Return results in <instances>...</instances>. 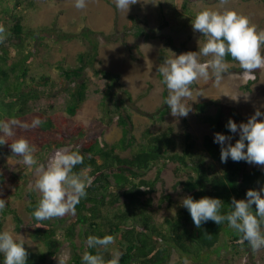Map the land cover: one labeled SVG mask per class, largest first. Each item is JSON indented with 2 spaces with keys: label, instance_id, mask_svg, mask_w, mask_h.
Listing matches in <instances>:
<instances>
[{
  "label": "trees",
  "instance_id": "trees-1",
  "mask_svg": "<svg viewBox=\"0 0 264 264\" xmlns=\"http://www.w3.org/2000/svg\"><path fill=\"white\" fill-rule=\"evenodd\" d=\"M1 1L6 3L5 6L0 4V15L4 20L3 27L10 32L8 41L14 38L17 43H24L23 14L19 7H31L32 3L28 0ZM137 21L140 19L132 16L123 29L122 38L118 40L102 31L84 28L79 36L85 50L77 55L78 65L62 68L57 81L43 76L33 79L26 89L9 90L11 83H17L27 75L26 65L31 59L29 52L9 64L8 68L0 69V111L4 112L0 121L15 119L29 125L35 118L43 121L37 128L16 127L14 135L7 138L8 143L0 145V155L6 153L20 161L22 157L14 155L10 147L19 138H24L35 146L36 159L41 158L43 150L68 146L69 151H78L84 157L83 163L77 165L73 172L87 170V174L94 177L92 185L86 189V197L76 205L75 216L37 221L32 213L38 207L41 197L35 198L28 194V219L11 208L9 197L18 193L22 174L13 172V166L7 170L0 165V199L7 202L6 208L0 211V232H3L4 220L10 215L14 231L29 230L44 248L33 252L24 242L28 252L27 264H45L58 255L64 241L73 249L70 264H84L82 257L85 252L100 255L96 247L87 246L89 236L103 238L112 235L122 254L119 264H169L172 249L192 264H207L212 254H220L224 248L225 245L220 244L222 238H230L235 247L250 245L247 241L243 244L237 242L241 239V234L230 228L227 221L218 225L209 220L197 228L185 207L179 208L176 215L166 217L161 223L156 221L152 209V194L156 191L163 168L169 163L176 164L178 170L187 174L185 179L176 181V186H181L194 200L203 197L220 199L223 215L233 210V198L246 199L249 189L264 187V169L258 166L247 169L248 162H234L230 157L226 163H222L221 145L214 142L212 135L205 134L198 145L187 126L183 130L181 148L177 149L176 130L171 124L164 125L163 115L157 130L146 128L140 138L131 134L132 118L124 109L123 102L132 103L133 99L124 90L118 73L99 68L97 64L101 37L108 41H119L130 55L137 51L138 46L125 37L126 29L136 25ZM143 32L146 34L145 30ZM150 33L152 37L157 36L153 30ZM4 41L0 43L4 44ZM0 60L3 63L9 61L6 49H3ZM226 60L228 63H237L230 56ZM242 70L231 66L227 73ZM213 81L214 78L209 83ZM65 93L68 103L64 106ZM168 96L169 91L165 87L163 108L171 112L166 104ZM85 100L98 102V112L92 122L88 125L82 122L70 123V119L82 109ZM215 102L219 106L218 110L209 118L213 130L225 135L234 134L238 140L239 133H231L226 127L227 122L231 119L239 125L246 123L249 118L224 100L217 99ZM208 105V102L196 103L195 112L203 113ZM160 111L161 109L148 115H156ZM114 122L121 128V137L117 142L108 143L103 136ZM156 164L160 167L155 177L144 178V174ZM217 165L221 169L215 171ZM165 199L169 200V197L165 196ZM252 207L255 211V205ZM263 227L264 225L261 226L262 232ZM76 235L81 240L79 248L74 241ZM235 250L238 252L236 248ZM112 258L113 256L108 255L103 260L108 264ZM3 262L4 258L0 253V264Z\"/></svg>",
  "mask_w": 264,
  "mask_h": 264
},
{
  "label": "rangeland",
  "instance_id": "rangeland-1",
  "mask_svg": "<svg viewBox=\"0 0 264 264\" xmlns=\"http://www.w3.org/2000/svg\"><path fill=\"white\" fill-rule=\"evenodd\" d=\"M28 1L32 3L31 7L26 8L25 5L19 7L23 14L24 43H17L18 41L14 38L8 41L11 37L8 30H5L4 44L0 43V55L3 49H6L9 58L6 63L0 62V69L8 68L9 64L17 61L25 52L31 53V59L26 65L27 75L21 81L11 83L9 86L11 91L17 88L26 89L33 79H40L43 76L57 81L60 79L62 68L77 66V55L85 50V45L79 36L84 28L102 31L112 39L118 40L122 38L123 29L128 25L129 19L137 16L140 21L126 29L127 33H125L127 40L138 46L137 51L130 55L119 41H108L101 37L99 63L97 64L99 68L118 73L124 90L133 99L132 103L123 102L124 109L131 114V134L140 138L146 128L157 130L161 115H163L164 125L174 126L177 149H180L183 130L186 126L195 136L198 145L201 144L205 134H210L213 138L216 133L224 134L214 131L209 121V118L213 117L218 110L219 106L215 102L217 99L236 106L248 118L253 116L257 110L264 113V69L256 70L258 73L253 74L255 78L245 77L243 70L225 73L219 86H216L214 81L211 83L200 81L191 85L193 96L191 100L185 101L191 105V111L187 117H173L171 112L163 108V92L166 85L162 82L163 77L158 71L167 59L189 51L199 52V49L206 43L208 37L200 32H194L192 28V21L199 11L204 8L219 11L233 10L247 16L259 31L264 30L263 0H229L223 7L219 6V0H138L137 4L130 6L126 14L117 9L114 0H86L87 6L84 9H77L75 0ZM0 4L5 6L6 3L1 1ZM2 21L4 20L0 15V25L3 24ZM142 29L146 31V34ZM150 30L155 31L157 36L152 37ZM262 54H264L263 49ZM208 59L211 57L200 56L201 62ZM229 65L240 67L238 62L229 63ZM64 96L65 106L68 103V97L66 93ZM237 96L238 100L232 99ZM198 102L209 103L201 114H197L194 109V105ZM159 109H161L160 113L148 115ZM97 112L98 102L85 100L82 109L70 119V123L82 122L88 125ZM3 113L0 111V118ZM114 119L117 120V117ZM257 119L264 120V116ZM226 136L232 137L229 143L234 145L237 137L234 134ZM48 137L52 138L51 135ZM120 137L121 128L115 122L103 136L108 143L117 142ZM59 149H69V147L43 150L41 158L37 159L38 164H46L54 152ZM21 160L17 161L6 153L0 155V165L6 167L7 170L13 166V172L22 174L18 193L9 197V206L28 219L30 218L26 210L29 202L28 194L39 198L40 193L33 190L37 179L34 171L36 166L29 167L22 164ZM254 166L264 169V166L250 163L247 169ZM159 167V164L153 166L144 174V178L153 179ZM220 169L219 165L215 167V171ZM186 177L187 174L178 170L174 163H169L163 168L156 191L152 194L153 215L157 222L161 223L166 217H173L178 209L183 207L182 200L189 197V194L181 186H176V181ZM165 196H168L169 200L165 199ZM13 225L12 217L8 215L3 223V231L11 232L16 239H23L33 252L44 249L41 243L32 237L29 230L16 232ZM74 241L79 248L81 240L78 235L75 236ZM220 244H224L223 247L226 249L223 248L220 254H212L207 264H264V248L254 252L251 245L235 247L231 244L230 238H222ZM96 249L100 251L103 259L108 255L114 256L117 251L121 252L115 242L106 249L100 246ZM72 254L73 249L67 241H64L58 255L49 259L45 264H58L56 257L62 255H67V264H70ZM185 259L175 249H172L169 264H184ZM187 261L188 264H192L188 259Z\"/></svg>",
  "mask_w": 264,
  "mask_h": 264
},
{
  "label": "clouds",
  "instance_id": "clouds-1",
  "mask_svg": "<svg viewBox=\"0 0 264 264\" xmlns=\"http://www.w3.org/2000/svg\"><path fill=\"white\" fill-rule=\"evenodd\" d=\"M116 7L126 14L131 5L138 0H114ZM229 0H219V6L223 7ZM86 0H75L77 9H84ZM194 32H200L208 37L206 43L199 52L189 51L174 58L167 59L158 71L163 77L169 96L166 104L173 117H187L191 111V105L185 103L191 100L193 91L191 85L200 81L208 82L214 78V84L219 86L223 76L230 68L226 57L239 63L245 77H254L256 70L264 69V30H257L247 16L238 14L233 10H213L204 8L199 11L192 21ZM5 28L0 25V42H3ZM200 56L211 57L205 62L200 61ZM199 96V95H198ZM238 100V96L232 98ZM264 116L259 110L251 116L246 123L237 125L229 119L226 127L231 133H239V139L235 144L229 143L231 136L216 133L214 142L221 145L220 158L226 163L229 157L234 162L245 161L250 164L264 166V120L258 117ZM43 121L39 118L32 120L31 125L21 123L15 119L0 121V145L8 143V137L14 135L16 127L37 128ZM14 155L21 156V163L29 167L36 166L34 171L37 176L33 190L40 193V201L36 210L32 213L37 221L62 218L66 215L75 216L76 205L86 197V189L93 183L94 177L87 174V170L74 173L73 169L83 163L84 157L78 151L59 149L45 163L38 164L34 153L36 148L30 145L28 140L19 138L10 144ZM246 149V151H245ZM38 165V166H37ZM264 187L260 190L249 189L246 199L232 200V211L227 215L221 214L222 201L218 198L203 197L194 200L185 197L182 206L188 209L194 225L200 228L202 223L209 220L220 225L228 222L230 228L241 234L240 244L247 241L252 250L259 251L264 248ZM7 202L0 199V211L6 208ZM255 205V211H253ZM39 227V226H38ZM115 238L106 235L103 238L89 236L87 246L107 248L114 244ZM0 253L4 256L3 264H27L28 252L23 239L17 240L9 231L0 232ZM120 252H115L108 264H119ZM58 264H67V255L56 257ZM84 264H105L103 257L85 252L82 257ZM184 264H188L185 259Z\"/></svg>",
  "mask_w": 264,
  "mask_h": 264
}]
</instances>
